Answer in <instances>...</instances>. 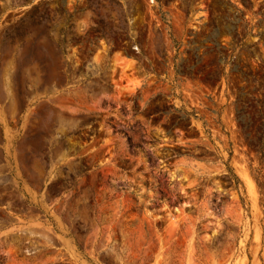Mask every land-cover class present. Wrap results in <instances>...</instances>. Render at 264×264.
I'll return each instance as SVG.
<instances>
[{"label":"rangeland","instance_id":"rangeland-1","mask_svg":"<svg viewBox=\"0 0 264 264\" xmlns=\"http://www.w3.org/2000/svg\"><path fill=\"white\" fill-rule=\"evenodd\" d=\"M0 264H264V0H0Z\"/></svg>","mask_w":264,"mask_h":264}]
</instances>
